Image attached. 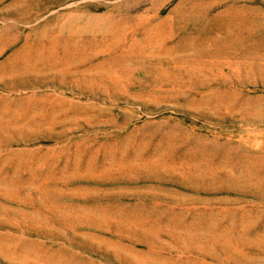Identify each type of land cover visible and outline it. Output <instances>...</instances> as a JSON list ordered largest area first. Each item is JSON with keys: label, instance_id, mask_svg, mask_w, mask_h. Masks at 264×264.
<instances>
[{"label": "rangeland", "instance_id": "1", "mask_svg": "<svg viewBox=\"0 0 264 264\" xmlns=\"http://www.w3.org/2000/svg\"><path fill=\"white\" fill-rule=\"evenodd\" d=\"M0 264H264V0H0Z\"/></svg>", "mask_w": 264, "mask_h": 264}, {"label": "bare ground", "instance_id": "2", "mask_svg": "<svg viewBox=\"0 0 264 264\" xmlns=\"http://www.w3.org/2000/svg\"><path fill=\"white\" fill-rule=\"evenodd\" d=\"M56 44V43H55ZM50 46H52L51 48H53V46H55V45H50Z\"/></svg>", "mask_w": 264, "mask_h": 264}]
</instances>
